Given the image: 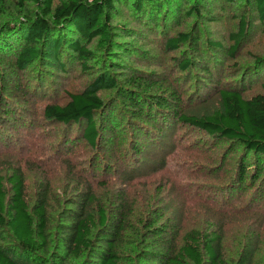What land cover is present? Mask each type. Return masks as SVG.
Instances as JSON below:
<instances>
[{"label": "rangeland", "instance_id": "rangeland-1", "mask_svg": "<svg viewBox=\"0 0 264 264\" xmlns=\"http://www.w3.org/2000/svg\"><path fill=\"white\" fill-rule=\"evenodd\" d=\"M161 4V10L152 7L145 13L138 12L132 0L116 6L110 30L118 45L112 44L110 51L97 50L87 71L76 62L61 68L63 59L53 55L22 68L15 64V56L0 54V171L6 175L15 167L23 170L30 207L45 181L52 185L55 199L66 197L72 186L69 168L85 180L92 175L103 181L111 178L108 184L113 189L131 181L136 195L152 211L163 209L165 217L225 224L226 256L237 264L246 246L254 252L264 244V174L238 186L233 177L241 157L239 146L170 121L153 102L163 96L175 101L174 107L183 113L203 116L222 108L219 89L226 84L244 87L246 96L264 94V65L256 66L264 58V18L253 0ZM197 4L203 8L200 14L190 9ZM21 16L15 0H7L0 25L19 22ZM242 17L248 21L247 32L231 54ZM179 32L189 34V40L169 48L167 38ZM95 43L88 46L94 48ZM72 54L62 56L72 59ZM186 59L191 65L182 67ZM208 67L212 76L204 73ZM101 74L114 85L98 92L107 104L106 119L101 112L95 116L102 135L111 142L109 148L104 143L89 146L78 127L44 116L46 105L65 104L68 93L81 91ZM128 93L140 97L138 109L143 114L131 109ZM8 111L12 114L6 116ZM134 138L143 140L135 157ZM111 192H105L107 197ZM11 240L8 231L2 232V243Z\"/></svg>", "mask_w": 264, "mask_h": 264}, {"label": "trees", "instance_id": "trees-1", "mask_svg": "<svg viewBox=\"0 0 264 264\" xmlns=\"http://www.w3.org/2000/svg\"><path fill=\"white\" fill-rule=\"evenodd\" d=\"M6 1L0 0V14ZM125 1L15 0L22 19L0 25V54L15 56V64L22 68L38 58L53 55L59 61L63 59L61 68L66 69L68 62H76L82 71H87L97 50L110 51L112 44L118 45L113 43L110 22L116 6L124 5ZM132 1L138 12L145 13L152 7L161 10V3L171 0ZM253 1L259 17L264 18V0ZM197 5L190 9L200 14L203 8ZM162 18L161 15L159 21ZM247 22L243 17L240 19L231 54L244 38ZM189 37L179 32L167 38L166 44L178 48ZM93 40L96 46L91 48L88 43ZM69 52L73 58H63ZM260 64L264 65V58L256 61V66ZM190 65L191 60L186 59L181 66ZM212 72L210 67L204 71L208 76ZM113 86V81L101 74L81 91L68 93L65 104L46 105L44 116L78 127L77 133L89 146L104 143L109 148L111 142L102 135L103 127L98 128L95 116L101 112L106 119L107 104L98 92ZM128 96L131 109L143 114L138 109L142 104L140 97L133 93ZM219 96L222 108L203 116L183 113L174 107L175 101L163 96L153 103L167 113L170 121L176 119L212 138L239 146L241 157L233 181L238 186L248 180L256 182L264 174V94L246 96L244 87L226 84L219 89ZM10 114L8 111L6 116ZM142 141L133 139L134 157L141 153ZM67 171L72 186L66 197L55 199L52 185L45 181L38 187L33 207L27 199L23 170L15 167L6 175L0 171V239L4 231L12 239L10 243L0 241V264H232L226 256L225 224L184 223L165 217L163 209L152 211L145 199L136 195L131 181L113 189L108 184L111 178L103 181L92 175L85 180L75 169ZM105 192H111V197ZM249 251L246 246L237 264H264V244L254 252Z\"/></svg>", "mask_w": 264, "mask_h": 264}]
</instances>
